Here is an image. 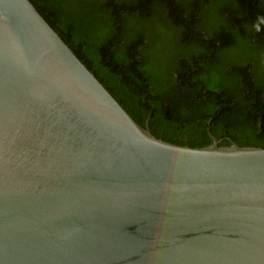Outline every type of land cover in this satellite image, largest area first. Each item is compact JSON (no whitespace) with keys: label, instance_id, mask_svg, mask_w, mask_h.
I'll use <instances>...</instances> for the list:
<instances>
[{"label":"water","instance_id":"obj_1","mask_svg":"<svg viewBox=\"0 0 264 264\" xmlns=\"http://www.w3.org/2000/svg\"><path fill=\"white\" fill-rule=\"evenodd\" d=\"M139 124L30 0H0V264H264V148Z\"/></svg>","mask_w":264,"mask_h":264},{"label":"trees","instance_id":"obj_2","mask_svg":"<svg viewBox=\"0 0 264 264\" xmlns=\"http://www.w3.org/2000/svg\"><path fill=\"white\" fill-rule=\"evenodd\" d=\"M30 1L153 134L264 148V0Z\"/></svg>","mask_w":264,"mask_h":264},{"label":"clouds","instance_id":"obj_3","mask_svg":"<svg viewBox=\"0 0 264 264\" xmlns=\"http://www.w3.org/2000/svg\"><path fill=\"white\" fill-rule=\"evenodd\" d=\"M261 22H264V18H261ZM257 31H260L259 25L256 26Z\"/></svg>","mask_w":264,"mask_h":264}]
</instances>
